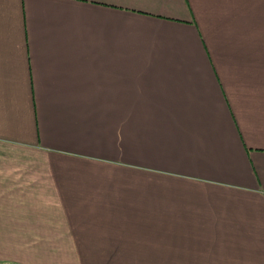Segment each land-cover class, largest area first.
I'll use <instances>...</instances> for the list:
<instances>
[{
  "label": "crops",
  "instance_id": "obj_1",
  "mask_svg": "<svg viewBox=\"0 0 264 264\" xmlns=\"http://www.w3.org/2000/svg\"><path fill=\"white\" fill-rule=\"evenodd\" d=\"M0 264H264V0H0Z\"/></svg>",
  "mask_w": 264,
  "mask_h": 264
}]
</instances>
